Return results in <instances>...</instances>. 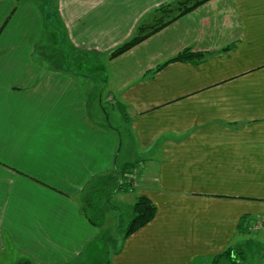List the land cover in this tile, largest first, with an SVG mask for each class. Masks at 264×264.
<instances>
[{"label": "crops", "instance_id": "obj_1", "mask_svg": "<svg viewBox=\"0 0 264 264\" xmlns=\"http://www.w3.org/2000/svg\"><path fill=\"white\" fill-rule=\"evenodd\" d=\"M171 1L60 0L59 15L74 49L105 55ZM14 6L0 0V264H213L243 218L247 228L264 219V0H212L108 63L109 103L131 135L123 146L101 98L105 122L92 113L96 78L86 86L39 62L34 37L17 33L41 34V11ZM227 46L149 77L185 48ZM106 180L117 185L107 204L145 195L157 207L110 252L81 205Z\"/></svg>", "mask_w": 264, "mask_h": 264}, {"label": "rangeland", "instance_id": "obj_2", "mask_svg": "<svg viewBox=\"0 0 264 264\" xmlns=\"http://www.w3.org/2000/svg\"><path fill=\"white\" fill-rule=\"evenodd\" d=\"M210 1L212 0L207 1L204 4ZM14 2H15V6L13 8V11H15L17 7L19 8L20 6H22L23 3H28V4H32L36 6L39 9V11H41L42 25H43L41 34H39L38 36H37V31H36V25L34 24V29L29 31L27 34H25V32H18L17 40L19 42L24 41V40H30L31 37L33 36L34 40L36 41V46L34 49L35 58L39 62L46 63L45 66L49 68L62 70V71L73 73V74L78 73L82 75L83 81L86 86L90 84L89 78L91 77L96 78L99 84V87H98L99 93L96 98L97 101L95 99V104L92 105L93 106V109L91 108L92 113L95 116L100 115L101 121L103 120L105 122V118H104L105 116L103 115L104 114L103 110L102 109L99 110L98 108L99 99L101 98L102 102L103 103L105 102V104L108 106L107 108H109L108 110L109 111L108 114L110 116L109 123L111 125L113 124L114 127L116 126L121 127L119 128L120 130L118 129L116 130L118 131V136L123 146V136L124 134H126V136H127V133L129 134V128L127 127L129 125L126 126L125 124L122 123V121L119 119V115L117 114L118 113L117 110H116L117 113H113V108L110 106L111 103H109L111 101L109 88L104 87V86H106V84L109 83V80H107V77H109V71H110L108 63L115 58H118L120 56H123L124 54H127V52L132 50L134 47H136L140 43L135 45L128 51L118 56H115V57H111L109 55L110 52L103 55V54H95L94 52H89L87 50L74 49V47L71 45V42H69L70 41L69 33L67 32V29L64 27L63 21L61 20V16L59 15L60 0H14ZM202 5L193 9L189 13L199 9ZM21 14H22V9L19 14V18ZM183 16L172 21L171 23H169L167 26H165L158 32L164 30L165 28H167L168 26H170L171 24H173L174 22H176L178 19L182 18ZM1 19L5 21L4 17H0V21ZM152 19L153 18L149 20L150 23L153 21ZM27 25H29V21ZM64 29L66 31H64ZM158 32L154 33L149 38L153 37ZM7 35L9 36L10 34L8 33ZM192 51L194 50L192 49ZM194 52H197V51H194ZM102 91L103 92L105 91L107 95L100 97V95L102 94ZM91 101L93 102L94 98L91 99ZM102 115H103V118H102ZM128 136L131 137L130 134ZM135 168H139V167H133L131 170H134ZM123 169L124 167L122 168V170ZM122 170L120 171L121 175H122ZM130 172L131 171H129L128 176H126L127 177L126 181L128 183L127 185H129V188H132L134 183L131 184L128 181ZM139 177H140V174H139ZM139 177L137 180V184L139 182ZM107 183L108 182L106 180L104 184H99L95 186L94 189L89 190L88 193L83 197L81 201V205H82L83 211L87 215H89L92 218V220H94L97 223H100L99 225L102 226V229L104 231L103 232L104 234L102 236L103 237L102 241L106 243L108 247V251L110 252L120 247L123 237L127 231L128 225L130 221L132 220V218L134 217L133 207L138 197L135 199L134 202L125 200L123 201V204L116 205L115 201L113 202V204L111 203L112 205L107 204V201H109V198L112 192H116L115 190L117 187V185H115V188H114V183H112L113 184L112 186H107ZM129 188L127 187L126 189H129ZM263 228L264 227H261L259 229L246 227L247 230L242 228V233L238 238V242L233 248L234 249L241 248V251L243 252L244 257L246 258L244 261V264H264V234L260 233V231H262ZM100 242L101 241H98V247H102V243ZM1 259L2 258L0 256V260ZM24 259H27V258L21 257L19 261H22ZM9 262L11 261L8 260L7 262H3V264L4 263L8 264ZM218 264H230V263L227 260L225 261L223 260V261L218 262Z\"/></svg>", "mask_w": 264, "mask_h": 264}, {"label": "trees", "instance_id": "obj_3", "mask_svg": "<svg viewBox=\"0 0 264 264\" xmlns=\"http://www.w3.org/2000/svg\"><path fill=\"white\" fill-rule=\"evenodd\" d=\"M207 1L209 0H173L171 2L161 5L160 7L150 12L143 20H141L134 34L123 44L112 50L109 55L111 57H115L128 51L135 45L141 43L154 33L167 26L172 21L189 13L190 11L199 7ZM151 18H153V21L150 23L149 20ZM233 47L234 46H227L225 48L220 49L218 52H194L191 48H185L171 59L159 64L155 69L150 72L149 77L153 76L158 70H160L162 67L169 63L184 62L198 65L204 63L210 55L219 53L221 51H228ZM133 167H136V164H125L124 170L131 169ZM127 173L128 172H123L124 175H127ZM112 178L116 179L114 175L112 176ZM133 211L134 217L128 225L127 231L124 235V239H126L133 232L147 225L150 221H152L153 218L156 216L157 207L150 198L145 195H142L137 198L133 207ZM245 220L246 219L243 218L241 223L242 228L247 230L246 227L243 225V223H245ZM222 258L227 260L230 264H244V261L246 259L243 255V252L241 251V248L234 249L233 247L227 249L223 254L215 257L213 264H218L219 260H221ZM16 264L34 263L30 259H24L22 261H18ZM105 264L111 263L107 261Z\"/></svg>", "mask_w": 264, "mask_h": 264}, {"label": "built area", "instance_id": "obj_4", "mask_svg": "<svg viewBox=\"0 0 264 264\" xmlns=\"http://www.w3.org/2000/svg\"><path fill=\"white\" fill-rule=\"evenodd\" d=\"M138 177H139V168H135L134 170H131L128 180L129 183L131 184L134 183L133 185L136 186ZM250 227L257 229L264 227V219L251 223Z\"/></svg>", "mask_w": 264, "mask_h": 264}]
</instances>
